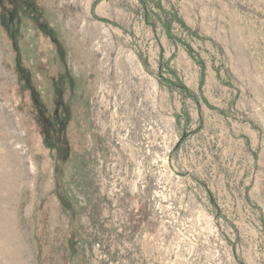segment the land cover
<instances>
[{"label": "rangeland", "instance_id": "rangeland-1", "mask_svg": "<svg viewBox=\"0 0 264 264\" xmlns=\"http://www.w3.org/2000/svg\"><path fill=\"white\" fill-rule=\"evenodd\" d=\"M0 230V264H264V0H0Z\"/></svg>", "mask_w": 264, "mask_h": 264}, {"label": "bare ground", "instance_id": "bare-ground-1", "mask_svg": "<svg viewBox=\"0 0 264 264\" xmlns=\"http://www.w3.org/2000/svg\"><path fill=\"white\" fill-rule=\"evenodd\" d=\"M5 228V227H4ZM1 231V230H0ZM10 238V237H9Z\"/></svg>", "mask_w": 264, "mask_h": 264}]
</instances>
